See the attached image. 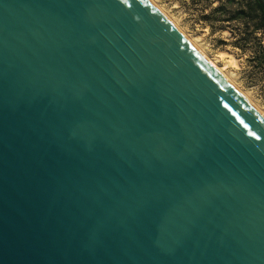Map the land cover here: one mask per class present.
<instances>
[{
    "label": "water",
    "instance_id": "water-1",
    "mask_svg": "<svg viewBox=\"0 0 264 264\" xmlns=\"http://www.w3.org/2000/svg\"><path fill=\"white\" fill-rule=\"evenodd\" d=\"M0 264H264V120L147 0H0Z\"/></svg>",
    "mask_w": 264,
    "mask_h": 264
},
{
    "label": "rangeland",
    "instance_id": "rangeland-1",
    "mask_svg": "<svg viewBox=\"0 0 264 264\" xmlns=\"http://www.w3.org/2000/svg\"><path fill=\"white\" fill-rule=\"evenodd\" d=\"M163 12L187 35L194 37L199 48L216 61L219 67L225 66V73L233 84L243 92L253 104L264 112V72L247 64V56L233 47L230 28L233 23H221L217 13L211 11L218 5L217 0H154ZM207 16L210 19H205ZM193 38V39H194ZM249 56L253 58V50ZM231 55V56H229ZM231 58L235 65H230Z\"/></svg>",
    "mask_w": 264,
    "mask_h": 264
},
{
    "label": "trees",
    "instance_id": "trees-1",
    "mask_svg": "<svg viewBox=\"0 0 264 264\" xmlns=\"http://www.w3.org/2000/svg\"><path fill=\"white\" fill-rule=\"evenodd\" d=\"M209 2L213 0H207ZM218 5L211 11L219 17L217 22L233 23L230 28L233 47L247 56L246 63L264 72V5L259 0H217ZM205 19H210L207 16ZM253 50L254 56L249 54Z\"/></svg>",
    "mask_w": 264,
    "mask_h": 264
},
{
    "label": "bare ground",
    "instance_id": "bare-ground-1",
    "mask_svg": "<svg viewBox=\"0 0 264 264\" xmlns=\"http://www.w3.org/2000/svg\"><path fill=\"white\" fill-rule=\"evenodd\" d=\"M172 26L173 28L189 43L190 46L225 80L227 83H229L248 103L249 105L258 113V115L263 118L264 120V112L257 108L251 100L243 93L241 92L234 84L231 82L227 74L225 73V66L219 67L215 60L210 59L197 45L195 38L193 39L189 35H187L185 32H183L164 12L161 10V8L155 3L154 0H147ZM231 56V55H229ZM230 65H235V59L231 58L229 61Z\"/></svg>",
    "mask_w": 264,
    "mask_h": 264
}]
</instances>
